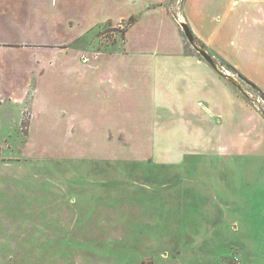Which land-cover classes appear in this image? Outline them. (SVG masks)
Instances as JSON below:
<instances>
[{"label": "rangeland", "instance_id": "374dc122", "mask_svg": "<svg viewBox=\"0 0 264 264\" xmlns=\"http://www.w3.org/2000/svg\"><path fill=\"white\" fill-rule=\"evenodd\" d=\"M88 1H70L94 24L70 45L99 66L101 55L129 52L137 17L108 21L128 4ZM142 16L137 29L159 43L151 48L177 46L170 22ZM220 65L264 115L250 80ZM58 95L52 113L32 109L27 94L0 109V264H264V154H214L222 147L210 127L196 137L181 120L62 114Z\"/></svg>", "mask_w": 264, "mask_h": 264}, {"label": "crops", "instance_id": "0c3cea01", "mask_svg": "<svg viewBox=\"0 0 264 264\" xmlns=\"http://www.w3.org/2000/svg\"><path fill=\"white\" fill-rule=\"evenodd\" d=\"M70 1L0 0V109L17 107L27 94L32 109L43 103V112L52 113L51 100L63 94V109L57 108L62 114L181 120L190 123L196 137L210 127L214 138L209 141L222 147L214 154H264V115L226 72L187 49L167 11L172 0H105L129 6L108 21L118 23L133 14L137 20L127 35L129 52L101 55L99 66L82 62L84 52L70 45L94 25L74 15L76 4ZM90 1V9L104 3ZM142 10L170 22L180 41L176 47L166 40L151 48L159 43L137 29ZM182 19L219 65L233 66L264 93V0H185ZM132 106L140 114L131 113ZM176 133L180 138L186 134Z\"/></svg>", "mask_w": 264, "mask_h": 264}, {"label": "water", "instance_id": "95a60500", "mask_svg": "<svg viewBox=\"0 0 264 264\" xmlns=\"http://www.w3.org/2000/svg\"><path fill=\"white\" fill-rule=\"evenodd\" d=\"M182 26H183L182 29L184 31V34L189 39V41L193 44V46L198 50L200 55L204 59H206L208 62H210V64L215 66L217 69H220V65L217 63V60L207 51V49L205 47L200 46V44H198L196 42V38H195L192 30L190 29L191 27L189 26V24H187L186 22H183ZM226 76L229 77L231 79V81L234 82V84H236L237 86L242 88V86L236 81V79L234 78L233 75L227 73Z\"/></svg>", "mask_w": 264, "mask_h": 264}, {"label": "built area", "instance_id": "2783aa9c", "mask_svg": "<svg viewBox=\"0 0 264 264\" xmlns=\"http://www.w3.org/2000/svg\"><path fill=\"white\" fill-rule=\"evenodd\" d=\"M184 2H185V0H172L171 1L172 11L179 18L182 17V10L184 8ZM220 69L223 70L225 68L220 65ZM223 71L230 74V72L228 70H223ZM261 98L262 97L260 96L259 99L257 100V106H258V109L262 113H264V99L261 100Z\"/></svg>", "mask_w": 264, "mask_h": 264}, {"label": "trees", "instance_id": "16d2710c", "mask_svg": "<svg viewBox=\"0 0 264 264\" xmlns=\"http://www.w3.org/2000/svg\"><path fill=\"white\" fill-rule=\"evenodd\" d=\"M226 67H227L228 69H231V70H233L234 72H236V70L234 69L233 66L227 64ZM241 77H242V76H241ZM242 78H244V77H242ZM244 79H246V78H244ZM250 83H251V81H250ZM251 85L253 86V88H255V89L258 91V93H259L262 97H264V93H263V92H262L257 86L253 85L252 83H251ZM263 99H264V98H263Z\"/></svg>", "mask_w": 264, "mask_h": 264}]
</instances>
